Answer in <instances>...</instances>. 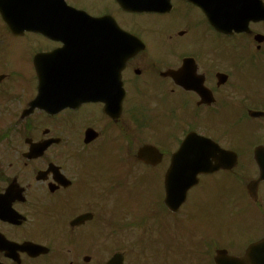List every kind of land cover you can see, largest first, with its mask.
<instances>
[{
    "label": "flooded vegetation",
    "instance_id": "obj_1",
    "mask_svg": "<svg viewBox=\"0 0 264 264\" xmlns=\"http://www.w3.org/2000/svg\"><path fill=\"white\" fill-rule=\"evenodd\" d=\"M206 1L239 25L218 32L189 0L163 12L43 0L44 23L19 32L0 18V264H214L218 250L240 256L264 238L245 239L235 220L224 238L215 232L235 218H208V179L233 170L199 175L179 207L165 202V173L188 133L238 161L264 143V118L250 114L264 112V21L236 18L260 13L261 0H228L226 12ZM66 7L96 23L64 24ZM143 16L155 25L133 28ZM41 82L61 95L92 89L96 100L29 111ZM147 144L159 151L152 164L137 156ZM261 193L264 183L260 210Z\"/></svg>",
    "mask_w": 264,
    "mask_h": 264
},
{
    "label": "water",
    "instance_id": "obj_2",
    "mask_svg": "<svg viewBox=\"0 0 264 264\" xmlns=\"http://www.w3.org/2000/svg\"><path fill=\"white\" fill-rule=\"evenodd\" d=\"M4 1V0H2ZM6 1V0H5ZM28 0H7L3 7L8 8H14L15 6L20 9H24V12H21V16L17 18L16 15H7L5 12V19L9 24H24L27 25L32 22L31 15L28 13L29 5L27 4ZM30 1V0H29ZM26 2V4H25ZM121 2V0H120ZM161 3H165L164 0H136V1H124L123 5H129L131 7L136 6H142L145 9H157L160 7ZM40 18L37 17L35 20H39ZM257 19H264V8L262 7V11L260 16L257 17ZM91 24L94 23L92 20L90 22ZM70 97L66 96H58V95H46V96H38L36 100L33 102V105H37L40 108H62L64 105L69 103ZM87 99V98H86ZM89 100H93V96H88ZM191 136H188L186 140L181 145L178 153L180 154V161L183 165H186V167L190 168L194 171V173L200 171V172H209L213 171L219 168H230L234 165L235 159H229L225 161H217L210 159L211 152L208 149H211L212 151H216V148L208 146V149L205 147L204 143H199L195 141V143H192ZM145 152L153 151L152 148L146 147L143 149ZM260 152L257 154V164L259 166L260 175L259 178L250 183L248 185V193L251 194L253 192V188L255 189V186L258 182L264 180V147H261L259 150ZM259 156H263V158H259ZM178 157V156H177ZM177 160V159H176ZM212 163H217L218 166H213ZM186 169L189 171V169ZM173 171L171 172V174ZM182 181H181V200H183L185 192L187 188L189 187L190 183L187 181V178L189 176L182 174ZM253 187V188H252ZM223 261V262H222ZM218 264H264V240L260 241L254 245H252L246 255L242 258H234L229 256H224L222 259L217 260ZM222 262V263H221Z\"/></svg>",
    "mask_w": 264,
    "mask_h": 264
},
{
    "label": "rangeland",
    "instance_id": "obj_3",
    "mask_svg": "<svg viewBox=\"0 0 264 264\" xmlns=\"http://www.w3.org/2000/svg\"><path fill=\"white\" fill-rule=\"evenodd\" d=\"M125 17H127L125 15ZM135 26L133 28H141L142 25L153 26L155 25V20L150 19L146 16L138 17L135 19ZM124 22L127 25L133 23L132 19L124 18ZM1 25V22H0ZM20 83H24L21 85V88H25L26 90L21 91L18 89L21 94L29 95V89L32 87L28 82L22 81ZM19 83V84H20ZM18 84V85H19ZM27 84V85H25ZM22 101L29 100L30 97H22ZM26 101V102H27ZM21 105H23L21 103ZM20 105V106H21ZM162 105H159L161 107ZM13 108H17V104L13 106ZM161 113L163 108H158ZM183 113V110H182ZM163 114V113H162ZM165 124L167 122V118L164 117ZM235 122L237 120L234 119ZM224 123V121H223ZM165 126V125H164ZM166 130L161 128V133H164ZM244 161H240V165L244 167ZM241 179L246 177H251L255 174L254 166L251 164H247L246 170H241L239 172ZM240 177L236 174H222L219 178L208 179V218H216L214 215L218 216V221H222L224 217H234L235 219L224 220L223 225H221L218 230L215 232L219 236L226 237L228 236L227 230L223 228H227V225L224 223L225 221H238L239 223L247 226L248 234L244 235V238L247 237H257L264 232V204H262V210L255 204L247 202L244 196L243 185L241 184ZM262 192V191H261ZM261 198H264V193H261ZM235 207V211L233 213L230 212V209ZM253 223L254 228H252ZM209 233V232H208Z\"/></svg>",
    "mask_w": 264,
    "mask_h": 264
},
{
    "label": "bare ground",
    "instance_id": "obj_4",
    "mask_svg": "<svg viewBox=\"0 0 264 264\" xmlns=\"http://www.w3.org/2000/svg\"><path fill=\"white\" fill-rule=\"evenodd\" d=\"M15 12H16V16H17V18H19V17L21 16V13L18 12L17 10H15Z\"/></svg>",
    "mask_w": 264,
    "mask_h": 264
}]
</instances>
